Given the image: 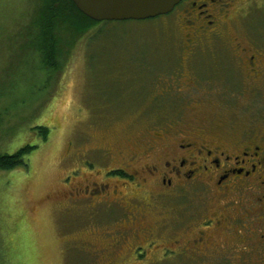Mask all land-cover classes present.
I'll return each instance as SVG.
<instances>
[{
  "label": "rangeland",
  "instance_id": "374dc122",
  "mask_svg": "<svg viewBox=\"0 0 264 264\" xmlns=\"http://www.w3.org/2000/svg\"><path fill=\"white\" fill-rule=\"evenodd\" d=\"M41 4L0 0V155L36 146L25 157L27 166L0 172V264H210L213 259L171 250L179 247L169 241L158 245L159 238L143 247V256L130 251L132 240L113 246L110 233L123 226L116 218L132 211L117 208L115 218L105 207L68 195L92 180L115 184L109 168L130 170L126 164L134 153L144 162L135 144L147 142L171 119L201 125L203 120L196 122L206 114L226 127L243 125L254 115L245 106L261 97L246 90L235 110L213 105L216 96H204L197 80L207 59H188L182 23L171 18L102 22L83 35L61 19L54 30L59 66L49 67L35 23ZM241 7L254 12L228 23L227 40H248L249 30L264 25V0H243ZM243 82L248 88L252 80ZM192 108L203 112L196 115ZM182 123L176 130L184 129ZM40 127L49 129L47 140ZM120 187L123 193L133 190ZM168 200L169 207L160 204L150 220L185 219L184 206L202 205L192 192L186 202ZM111 237L122 242L119 233ZM145 240L142 234L137 250Z\"/></svg>",
  "mask_w": 264,
  "mask_h": 264
},
{
  "label": "flooded vegetation",
  "instance_id": "af4514ba",
  "mask_svg": "<svg viewBox=\"0 0 264 264\" xmlns=\"http://www.w3.org/2000/svg\"><path fill=\"white\" fill-rule=\"evenodd\" d=\"M242 2L182 0L173 11L159 16L180 20L188 59H207L197 80L204 96H216L213 105L235 110L241 107L246 90L261 99H251V104L245 106L254 115L243 125L230 123L226 127L206 114L196 122L203 120L201 125H184L183 117L179 121L171 119L147 142L135 144L144 153V162L139 163L134 153L126 164L130 170L109 168L115 184L92 180L69 193V199L84 197L93 207L107 208L111 215H118L117 208L132 211L126 219L116 218L115 214L123 226L109 232L111 236H122L119 244L110 236L113 246L123 247L132 240L130 251L137 256V251L143 252L139 254L143 256L147 251L143 247L159 238L158 245L169 241L179 247L171 250H181L203 261L213 259L210 264L220 260L226 264H264V25L249 30L248 40H227L228 23L254 12L242 8ZM246 79L252 80L248 88L243 82ZM202 112L196 111V115ZM180 123L184 129L178 131ZM120 183L133 190L123 193ZM190 192L200 197L202 205L184 206L182 213L189 214L185 219H149L160 204L161 208L169 207L168 199L173 198L186 202ZM133 222L140 226L127 225ZM142 234L146 235V245L137 250Z\"/></svg>",
  "mask_w": 264,
  "mask_h": 264
},
{
  "label": "trees",
  "instance_id": "16d2710c",
  "mask_svg": "<svg viewBox=\"0 0 264 264\" xmlns=\"http://www.w3.org/2000/svg\"><path fill=\"white\" fill-rule=\"evenodd\" d=\"M64 19L63 22H70L73 28L80 34H85L89 30L96 28L102 22L109 21H95L86 16L79 10L73 0H42L39 9L36 25H38L44 36L45 50L44 56L46 65L53 68H58L57 61L58 49L57 40L54 36V30L57 27V22ZM163 17L148 19L149 21H158ZM42 137L47 140L48 131L47 127L39 128ZM36 146L25 145L15 151L13 154L0 155V172L16 169L20 165L27 166L25 157Z\"/></svg>",
  "mask_w": 264,
  "mask_h": 264
},
{
  "label": "water",
  "instance_id": "95a60500",
  "mask_svg": "<svg viewBox=\"0 0 264 264\" xmlns=\"http://www.w3.org/2000/svg\"><path fill=\"white\" fill-rule=\"evenodd\" d=\"M95 21L147 20L165 15L182 0H73Z\"/></svg>",
  "mask_w": 264,
  "mask_h": 264
}]
</instances>
